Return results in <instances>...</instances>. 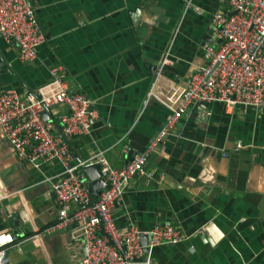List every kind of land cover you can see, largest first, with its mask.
Here are the masks:
<instances>
[{
	"label": "crops",
	"instance_id": "obj_1",
	"mask_svg": "<svg viewBox=\"0 0 264 264\" xmlns=\"http://www.w3.org/2000/svg\"><path fill=\"white\" fill-rule=\"evenodd\" d=\"M27 1L45 41L21 62L14 41L0 37V89L25 96L62 66L70 89L98 112L87 135L67 139L73 162L103 152L115 168L154 139L172 113L166 98L205 63L203 44L218 48L213 14L229 10L226 0ZM144 169L125 185L113 218L118 228H179L181 241L155 247L153 264H264V111L189 108ZM63 172L57 159H19L0 129V233L16 236L7 264L81 263L84 240L73 225L42 233L58 219L50 189Z\"/></svg>",
	"mask_w": 264,
	"mask_h": 264
},
{
	"label": "built area",
	"instance_id": "obj_2",
	"mask_svg": "<svg viewBox=\"0 0 264 264\" xmlns=\"http://www.w3.org/2000/svg\"><path fill=\"white\" fill-rule=\"evenodd\" d=\"M226 4L227 12L217 11L212 17L218 48L203 44L205 63L196 68L186 86L166 98L173 104L171 115L147 148L135 152L122 168L113 167L103 152L73 162L67 139L87 135L98 112L86 95L70 89L62 66L51 67L50 81L25 96L14 88L0 89V129L16 156L36 166L57 159L64 167L50 189L58 219L42 233L74 224L72 234L84 240L80 264H153L155 247L181 241V231L171 224L155 225L147 231L133 224L118 228L113 209L125 185L134 176L145 174L148 155L174 132L187 109L217 102L226 109L243 106L264 111V0H226ZM0 37L14 41L21 62L35 59L45 36L34 6L27 0H0ZM168 63L170 59L164 58L159 70ZM60 106L66 110L59 111ZM57 125L60 133L54 131ZM240 147L237 143L234 150ZM95 163L105 186L93 200L80 171ZM38 235L32 238L37 240ZM143 237H147L144 244ZM15 240L10 232L0 233V264H7V252Z\"/></svg>",
	"mask_w": 264,
	"mask_h": 264
},
{
	"label": "water",
	"instance_id": "obj_3",
	"mask_svg": "<svg viewBox=\"0 0 264 264\" xmlns=\"http://www.w3.org/2000/svg\"><path fill=\"white\" fill-rule=\"evenodd\" d=\"M201 103L200 105H202ZM45 117V115H43ZM56 131V129H54ZM128 164V161L125 162V165ZM99 165L98 164H92L88 166H83L81 168V175L84 176L83 173H86L88 180L91 185V192H92V198L95 200L97 198V195L101 192V189L104 188L105 182L102 178L99 176ZM74 226V224H72Z\"/></svg>",
	"mask_w": 264,
	"mask_h": 264
}]
</instances>
